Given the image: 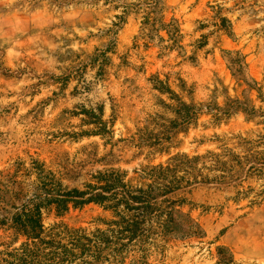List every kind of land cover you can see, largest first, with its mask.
<instances>
[{
  "label": "rangeland",
  "instance_id": "obj_1",
  "mask_svg": "<svg viewBox=\"0 0 264 264\" xmlns=\"http://www.w3.org/2000/svg\"><path fill=\"white\" fill-rule=\"evenodd\" d=\"M263 155L264 0H0V260L27 241L10 221L43 170L84 190L162 166L191 180L166 198L200 232L155 234L149 264H264ZM42 213L89 233L114 219Z\"/></svg>",
  "mask_w": 264,
  "mask_h": 264
},
{
  "label": "trees",
  "instance_id": "obj_2",
  "mask_svg": "<svg viewBox=\"0 0 264 264\" xmlns=\"http://www.w3.org/2000/svg\"><path fill=\"white\" fill-rule=\"evenodd\" d=\"M159 83L160 90H165ZM260 161L264 165V159ZM253 169L254 166L250 170ZM169 172V168L162 166L147 168L140 176L143 181L140 184L129 181L121 170L97 172L84 190H69L55 174L43 170L44 179L37 188L39 194L10 221L11 228L27 241L14 253L6 254L8 259H1L0 264H126L125 255L136 247L142 255L131 264H149L146 245L155 234L200 232L191 217L175 208L185 202L166 198L190 185L191 180L168 177ZM202 181L217 180L202 177ZM161 198L165 199L158 201ZM92 203L114 213V219L106 224L107 229L89 233L64 224L50 229L44 225V208L55 206L61 214L69 211L70 205L78 208ZM233 263L232 256H223L221 260V264Z\"/></svg>",
  "mask_w": 264,
  "mask_h": 264
}]
</instances>
